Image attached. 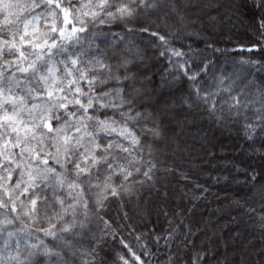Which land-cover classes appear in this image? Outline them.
I'll return each instance as SVG.
<instances>
[{
    "label": "snow or ice",
    "instance_id": "snow-or-ice-1",
    "mask_svg": "<svg viewBox=\"0 0 264 264\" xmlns=\"http://www.w3.org/2000/svg\"><path fill=\"white\" fill-rule=\"evenodd\" d=\"M153 261L264 264V0H0V264Z\"/></svg>",
    "mask_w": 264,
    "mask_h": 264
},
{
    "label": "trees",
    "instance_id": "trees-1",
    "mask_svg": "<svg viewBox=\"0 0 264 264\" xmlns=\"http://www.w3.org/2000/svg\"><path fill=\"white\" fill-rule=\"evenodd\" d=\"M51 21H48V22H45V21H43V20H41V21H37V27L40 29V31H45L46 30V23H50ZM103 31H112V32H120L121 31V29L120 28H111V29H108V28H105V29H103ZM102 47H103V45H102ZM221 47H224V45H221ZM228 47H231V45H229ZM226 69H227V71H232V68L230 67V66H226ZM219 135V134H218ZM225 136L227 135V133H225L224 134ZM223 143L227 146V145H229L230 143H231V141L230 140H228V139H224L223 140ZM225 150L226 151H231V149L230 148H225ZM223 195V194H222ZM217 207V205L215 204V203H213V204H211V205H209L206 209L205 208H201L200 209V211H203L204 212V217L205 218H207L208 217V215H209V213L214 209V208H216ZM220 214L219 213H216V216H219ZM213 218H215V217H213ZM226 217L224 218V219H222L220 222L221 223H225L226 222ZM153 264H158V262L157 261H153Z\"/></svg>",
    "mask_w": 264,
    "mask_h": 264
}]
</instances>
